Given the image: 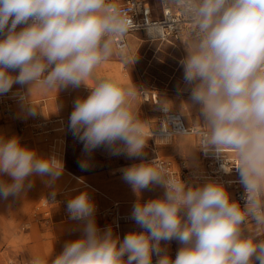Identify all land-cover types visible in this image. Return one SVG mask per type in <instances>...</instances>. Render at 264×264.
Segmentation results:
<instances>
[{"label":"clouds","instance_id":"obj_1","mask_svg":"<svg viewBox=\"0 0 264 264\" xmlns=\"http://www.w3.org/2000/svg\"><path fill=\"white\" fill-rule=\"evenodd\" d=\"M173 3L191 24L178 92H189L184 104L207 129L201 150L231 151L239 161L244 205L230 198L223 182L189 184L172 178L157 158L141 160L121 170L137 196L131 218L140 231L121 240L111 226L101 230L95 204L83 191L67 202L82 235L54 258L34 256L29 264H153V256L156 264H264V0ZM132 27L115 0H0V95L14 84L26 86L27 96L14 95L34 113L33 88L58 93L86 86L89 94L75 100L69 117L70 130L84 146V169L101 145L113 155L143 157L154 137L135 104L142 91L97 73ZM146 31L153 40L158 34L155 27ZM160 103L166 115L156 140L171 143L173 136L187 135V128L172 127L179 125L168 117L172 107ZM61 172L56 157H40L18 137L0 136V198L19 197L32 186L30 177L47 176L52 183ZM157 185L163 195L142 201V191ZM174 239L180 247L173 259L167 243Z\"/></svg>","mask_w":264,"mask_h":264},{"label":"rangeland","instance_id":"obj_2","mask_svg":"<svg viewBox=\"0 0 264 264\" xmlns=\"http://www.w3.org/2000/svg\"><path fill=\"white\" fill-rule=\"evenodd\" d=\"M189 42L176 41L170 44L137 41L130 37L128 56L121 58L113 53L112 57L97 69V73L100 76L115 77L127 85L133 83L137 87L142 81L155 88L159 101L166 102L168 107L178 111L186 124H202L195 114V109L192 110L184 104L189 99V92H178V86L183 87V67L180 61L187 55L184 45ZM92 82L90 79L89 83ZM25 92L27 96V88ZM88 94L89 89L84 85L78 88L69 86L58 93L56 90L43 91L39 95L29 97L36 105L34 113L29 110L28 103L18 101V104L24 106L25 113L17 112L13 117L0 118V136L18 137L22 146L35 150L38 156H54L62 164L61 175L54 182L48 183L50 178L47 176H33L30 177L32 186L19 197L0 198V264H29L34 256L54 258L63 251L67 241L82 235L81 223L65 217L63 206L58 200V191L62 187L66 184L68 187L79 184L73 175L89 182L109 198L122 201L123 207L132 212L137 196L131 186L123 180L122 169L140 163L141 160H150L156 155L172 154L178 149L175 145L185 149L188 155L195 154L192 136L174 138L182 141L183 146L163 145L150 138L143 157L113 155L108 147L101 145L88 157L89 167L82 168L81 161L85 158L84 146L70 130L69 117L75 100L85 98ZM135 104L139 108L141 118L148 120V128H151L157 111L156 106L143 100L140 95L137 96ZM59 117L64 125L62 130H53V126H58L59 123L52 121L45 125L46 132H35V121ZM3 179L10 182L7 176ZM86 190L76 188L69 194L77 195ZM162 195L163 188L157 185L143 190L141 199L146 201ZM44 199L46 204L41 205ZM179 247L180 244L175 240L174 258Z\"/></svg>","mask_w":264,"mask_h":264},{"label":"built area","instance_id":"obj_3","mask_svg":"<svg viewBox=\"0 0 264 264\" xmlns=\"http://www.w3.org/2000/svg\"><path fill=\"white\" fill-rule=\"evenodd\" d=\"M115 2L133 21V27L124 39L118 40L114 46L113 53L118 54L121 58L128 56L130 37L135 38L137 41H156L170 44L176 41H190L189 30L191 24L187 17L173 3V0H115ZM153 27L158 28V34L154 40L146 31V29ZM138 88L142 91L140 96L143 100L151 102L157 108L154 124L151 127V129H154L153 138L155 140L157 135L159 137L162 136L160 132L161 121L165 118L166 114L162 111V105L155 88L147 86L142 81L139 82ZM14 93H20L26 96L25 86L17 85L10 92L0 95V118L13 117L15 115L13 103L22 100L19 94L14 95ZM168 117L179 120V125H172L173 128H187V135L185 136H192L194 138L195 154L188 155L185 149H180L178 145H175V148H178L176 152L169 155H156L150 160L157 158L159 162L166 166L172 178L176 180L180 178L189 184L203 182L206 179L223 182L230 194V198L238 201L243 206L245 193L243 185L239 182V172L235 168L239 163L235 155L231 151H225L223 155H219L211 150L208 152L202 151L201 149L204 147L203 140L207 132L203 124H186L182 115L173 109L168 114ZM61 120L62 118L59 117L53 121L61 123L62 125L63 122ZM46 121L52 122L47 119H40V122L37 120L33 123L36 133L46 132L45 125L48 123ZM175 137L179 136H173L172 138ZM74 178L79 182L78 185L68 187L66 184V186L58 191V200L63 206L65 217L70 218L67 210V202L76 196L69 194V192L76 188H86L91 200L95 204L94 215L97 221L96 224L101 230L111 226L114 235L118 236L121 240L127 233L141 230L131 218V211L123 207L122 201L109 198L103 191L79 176L74 175ZM41 203V205L46 204V200H42ZM247 229L253 234L256 233V225L251 222L247 224ZM261 238L264 239V232L261 233ZM163 245L164 242H162ZM174 248L175 239L167 243L168 254L173 259ZM156 259L157 257L153 256V264H156Z\"/></svg>","mask_w":264,"mask_h":264},{"label":"bare ground","instance_id":"obj_4","mask_svg":"<svg viewBox=\"0 0 264 264\" xmlns=\"http://www.w3.org/2000/svg\"><path fill=\"white\" fill-rule=\"evenodd\" d=\"M13 88H14V86H13ZM37 90H41L40 88H33V90H32V92H31V94H34ZM15 108H16V111L17 112H23V113H25V109H24V106L22 105V104H16V106H15ZM40 122V121H39ZM47 122V121H46ZM62 128V126H57V129L59 130V129H61ZM64 128V127H63ZM157 137H159V135H157ZM156 137V138H157ZM156 138H155V140H156ZM174 139H171V143H169L168 141H162V140H159V139H157L156 141L158 142V143H160V144H165V145H170V144H173V141ZM181 143H183V142H181ZM74 176V175H73Z\"/></svg>","mask_w":264,"mask_h":264},{"label":"crops","instance_id":"obj_5","mask_svg":"<svg viewBox=\"0 0 264 264\" xmlns=\"http://www.w3.org/2000/svg\"><path fill=\"white\" fill-rule=\"evenodd\" d=\"M14 87H16L17 85L16 84H14L13 85ZM25 88H27L26 86H25ZM41 92H43V90H37L34 94H31V95H39V94H41ZM18 101H15L14 103H13V108H14V110H15V114L17 113V111H16V108H15V104L17 103ZM48 120H50V121H53V120H55V119H48ZM38 121H40V120H38ZM48 122V121H47ZM60 125H58V126H62L61 125V123H59ZM63 127H64V125L62 126V128H61V130L63 129ZM53 130H58L57 129V125H55V126H53ZM179 138V137H178ZM181 138V137H180ZM171 139H174V138H171ZM156 141V140H155ZM174 142H173V144H181V146H183L184 144H182L181 142L182 141H180V140H173ZM157 142V141H156ZM158 143V142H157ZM160 144V143H159ZM163 144V143H162ZM173 144H171V145H173ZM163 145H165V144H163Z\"/></svg>","mask_w":264,"mask_h":264}]
</instances>
